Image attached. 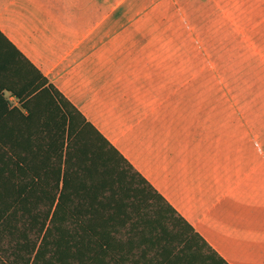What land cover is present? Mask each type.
Listing matches in <instances>:
<instances>
[{"label": "crops", "instance_id": "obj_1", "mask_svg": "<svg viewBox=\"0 0 264 264\" xmlns=\"http://www.w3.org/2000/svg\"><path fill=\"white\" fill-rule=\"evenodd\" d=\"M165 1L0 0V29L223 258L264 264L262 125L151 10Z\"/></svg>", "mask_w": 264, "mask_h": 264}, {"label": "trees", "instance_id": "obj_2", "mask_svg": "<svg viewBox=\"0 0 264 264\" xmlns=\"http://www.w3.org/2000/svg\"><path fill=\"white\" fill-rule=\"evenodd\" d=\"M0 264H230L1 29Z\"/></svg>", "mask_w": 264, "mask_h": 264}, {"label": "rangeland", "instance_id": "obj_3", "mask_svg": "<svg viewBox=\"0 0 264 264\" xmlns=\"http://www.w3.org/2000/svg\"><path fill=\"white\" fill-rule=\"evenodd\" d=\"M168 1L151 10L165 16L166 27L181 31L182 44L196 49L191 54L199 71L239 99L262 125L264 139V0Z\"/></svg>", "mask_w": 264, "mask_h": 264}]
</instances>
